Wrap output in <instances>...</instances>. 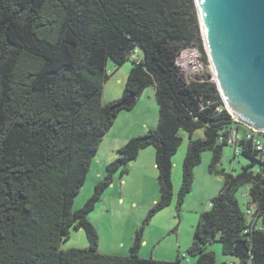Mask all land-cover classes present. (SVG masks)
I'll list each match as a JSON object with an SVG mask.
<instances>
[{
  "label": "trees",
  "instance_id": "trees-1",
  "mask_svg": "<svg viewBox=\"0 0 264 264\" xmlns=\"http://www.w3.org/2000/svg\"><path fill=\"white\" fill-rule=\"evenodd\" d=\"M187 47L197 48L209 65L194 0H0V264H182L189 257L217 264L207 249L215 242L239 264H264V152L246 139L215 82L205 76L188 83L180 75L175 60ZM109 61L116 68L131 61L132 68L122 98L103 103ZM149 86L159 108L157 127L118 150L104 180L74 212L102 138ZM129 97L133 103L120 106ZM198 130L203 138L192 139ZM232 130L239 135L234 157L247 161L237 175L214 170ZM180 131L189 143L178 203L190 191L203 152L212 153L209 169L223 177L219 194L199 216L189 257L140 258L146 223L129 255L100 253L87 217L114 173H125L141 150L154 149L158 173L159 197L149 215L171 204ZM241 189L246 212L238 204ZM71 229L85 232L88 248L60 250Z\"/></svg>",
  "mask_w": 264,
  "mask_h": 264
},
{
  "label": "rangeland",
  "instance_id": "rangeland-1",
  "mask_svg": "<svg viewBox=\"0 0 264 264\" xmlns=\"http://www.w3.org/2000/svg\"><path fill=\"white\" fill-rule=\"evenodd\" d=\"M135 57H141L139 51ZM131 68V61H126L117 68L111 61L108 62V79L102 91L103 103L122 98ZM209 75L210 71L203 76ZM158 119L159 108L154 88L149 86L143 90L130 110H123L117 115L111 129L102 138L85 183L74 199V212L83 208L94 193L96 185L104 180L106 166L118 158V150L131 138L155 129ZM179 135L182 143L172 157L173 199L168 207L149 215L159 197L155 151L152 147L141 150L136 159L129 163L125 173H114L110 185L105 188L87 217L98 235L100 253L121 257L129 255L136 232L146 223L142 230L140 258L175 262L178 255L189 257L187 251L199 216L208 210L210 199L219 194L223 187V177L210 171L212 153L203 152L200 163L193 169L190 191L179 204L182 166L189 143L187 133L180 131ZM203 136V131L198 130L193 133L192 139H202ZM234 156L232 146L224 147L214 170H223L232 175L240 173L247 161L240 156ZM237 199L240 209L246 212L247 197L244 189L240 190ZM86 248L88 240L83 230L71 229L69 236L60 242V250L63 251ZM207 249L215 254L217 264H239L237 259L223 256L219 242L209 245ZM195 261V258L189 257V263L182 264H195Z\"/></svg>",
  "mask_w": 264,
  "mask_h": 264
},
{
  "label": "water",
  "instance_id": "water-1",
  "mask_svg": "<svg viewBox=\"0 0 264 264\" xmlns=\"http://www.w3.org/2000/svg\"><path fill=\"white\" fill-rule=\"evenodd\" d=\"M201 34L226 110L264 133V0H194ZM129 97L120 106H130Z\"/></svg>",
  "mask_w": 264,
  "mask_h": 264
},
{
  "label": "built area",
  "instance_id": "built-area-1",
  "mask_svg": "<svg viewBox=\"0 0 264 264\" xmlns=\"http://www.w3.org/2000/svg\"><path fill=\"white\" fill-rule=\"evenodd\" d=\"M175 64L179 70L180 75L186 82H194L197 81L198 77H204L205 73L210 71V75L208 76V80L210 82H214V76L211 69L210 64L206 65L202 60L201 52L194 47H187L178 53L176 56ZM202 81V80H201ZM221 112V110H218ZM239 123V122H236ZM241 124V123H239ZM243 125V124H241ZM246 128V139L251 141L256 150L260 152H264V138L262 139L261 135L263 132H254L252 129L243 125ZM239 140V135L236 130H232L230 133L229 139L227 141L228 145L236 146L237 141ZM236 155L238 154V150L235 151ZM255 208L252 207L248 212V216H251L254 213Z\"/></svg>",
  "mask_w": 264,
  "mask_h": 264
},
{
  "label": "crops",
  "instance_id": "crops-1",
  "mask_svg": "<svg viewBox=\"0 0 264 264\" xmlns=\"http://www.w3.org/2000/svg\"><path fill=\"white\" fill-rule=\"evenodd\" d=\"M231 264V263H230Z\"/></svg>",
  "mask_w": 264,
  "mask_h": 264
}]
</instances>
